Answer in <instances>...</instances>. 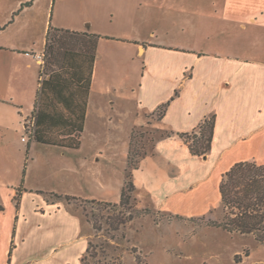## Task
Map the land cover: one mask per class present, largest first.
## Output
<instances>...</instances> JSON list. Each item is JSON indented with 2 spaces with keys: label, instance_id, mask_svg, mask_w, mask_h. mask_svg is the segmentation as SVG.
<instances>
[{
  "label": "crops",
  "instance_id": "1",
  "mask_svg": "<svg viewBox=\"0 0 264 264\" xmlns=\"http://www.w3.org/2000/svg\"><path fill=\"white\" fill-rule=\"evenodd\" d=\"M39 1L30 0L18 13ZM47 8L39 44L0 41V132H17L19 123L20 169L38 145H48L65 158L70 176L88 180L89 164L113 167L119 149L115 134L85 141L88 115L107 121L114 133L123 108L130 116L128 149L131 128L144 121L141 114L167 102L159 123L171 136L157 139L132 170L135 190L146 193L154 209L186 218L209 214L222 202L219 184L234 164L264 165V0H48ZM49 27L79 33L84 46L60 45L38 64L32 54L45 52ZM89 39L94 49L85 46ZM32 113L39 114V128L51 143L34 134L25 138L22 122ZM211 114L210 150L194 155L176 134L192 131ZM101 173L97 179L105 188L107 175ZM22 176L18 186H6L13 203L8 216L0 204V264H12L15 238L24 237L23 198L43 192L25 184L27 166ZM57 198L50 204L60 203ZM86 246L85 238L80 257Z\"/></svg>",
  "mask_w": 264,
  "mask_h": 264
},
{
  "label": "rangeland",
  "instance_id": "2",
  "mask_svg": "<svg viewBox=\"0 0 264 264\" xmlns=\"http://www.w3.org/2000/svg\"><path fill=\"white\" fill-rule=\"evenodd\" d=\"M27 1L30 0H0V28L7 25L0 32V41L40 43L48 0H40L36 7L19 14L20 4ZM13 12L18 15L13 17ZM13 19L15 23L10 25ZM242 34L245 38L246 32ZM120 112V130L114 133L107 130V121L91 114L86 118L85 141H91L93 136V141L102 142L113 134L119 141L113 167L105 161L89 164L88 180L70 176L65 158L60 157L55 147L38 145L32 152L34 158L27 161L25 184L43 192H27L23 198L20 232L24 237L22 241L15 238L12 264H80L85 238L86 242H91L90 255L86 257L89 264H264V203L258 197L257 201L251 199L246 208L241 200L231 204L221 202L209 214L186 218L154 209L148 195L136 191L131 193L129 207L121 209L124 216H130L129 221L116 231L107 230L105 220L116 211L113 212L111 206L88 200L119 201L120 188L126 180V137L130 123L128 113L125 114L123 108ZM158 113L155 110L141 114L144 121L131 128L128 148L131 140L133 160L150 153L154 141L164 133ZM116 115L113 120L117 124L119 118ZM14 127L17 132L13 128L0 132V185L4 186L0 189V204L6 209L7 216L13 203L6 186L21 184L26 168L20 169L24 158L18 131L21 127L19 129V123ZM25 130V138H31L34 125ZM103 170L107 175L105 188L97 179ZM237 190L242 196L241 185ZM261 190L263 194L264 189ZM59 195L62 198L56 197ZM67 195L73 198L66 199ZM252 195L255 197L254 192ZM55 198L61 202L50 204ZM39 208L46 212L38 211ZM87 217L96 220L101 229H95L92 222L86 221ZM232 218L236 220L232 221ZM241 221L248 222L250 229L244 228Z\"/></svg>",
  "mask_w": 264,
  "mask_h": 264
},
{
  "label": "trees",
  "instance_id": "3",
  "mask_svg": "<svg viewBox=\"0 0 264 264\" xmlns=\"http://www.w3.org/2000/svg\"><path fill=\"white\" fill-rule=\"evenodd\" d=\"M30 1L21 3L20 8L24 6L30 5ZM16 12H13L12 15L14 16ZM2 28H0L1 30ZM81 35L77 32H70L67 30H61V29H56L49 27L46 33V44H45V55L48 53V57L53 55V53H57V48L60 45L64 44H81L79 42ZM96 37L97 36H93ZM95 41L92 39H89L88 42L85 43L86 47H91V49H94V43ZM84 46V44H81ZM93 55V54H91ZM93 57V56H92ZM90 72V71H89ZM59 76V75H58ZM62 76V75H61ZM60 76V77H61ZM53 74H50V89L52 91L57 90L55 88V85L53 83ZM63 80H65L63 77H61ZM62 79H57L62 81ZM44 82L41 87V93L44 91L45 87ZM40 93V94H41ZM168 105L167 103H164L160 105L157 110L159 111L158 113V121H161L166 107ZM33 118V125H34V135L36 137V140L38 141H43V142H48L46 141L45 137L48 135L46 132L41 131L39 128V114L34 115L33 113L31 114ZM43 121V117H42ZM214 122H215V116L214 114H211L207 117H205L197 126L190 132H182V133H177V137L180 140H183L185 143H187L189 151L198 156H204L206 153L209 152L210 147H211V140H212V134H213V127H214ZM172 132L165 130L164 133H162L157 139L164 138V137H169L171 136ZM156 139V140H157ZM155 140V141H156ZM154 141V142H155ZM154 147V143H153ZM152 147V149H153ZM152 153V150L151 152ZM148 154V153H147ZM146 155V154H144ZM141 155L139 160H133V152H132V147H131V140L129 142V148H128V153H127V168H126V180L121 187L120 190V196H119V201L118 203H110V202H102V201H96L94 199L88 200L91 203H99L101 205H108L111 206V210L113 212L116 211V214L109 218V220H105V224L108 227V231H116L119 229L120 226L124 225L127 221H129V217L124 216V212H122L121 209L129 207V202L131 199V193H135V187L133 185V175H132V170L134 168H137L139 165L140 159L144 156ZM264 165L262 164H257L253 160H248V161H243V162H238L234 164L225 174L224 177L222 178L220 184H219V192L221 195V200L225 204L229 203H236L238 201H244V207L246 208L247 205H249V201L251 199H255L257 201L260 198V200L263 201L264 203V192L261 194V189H264ZM260 177H263L261 179ZM241 185L242 187V196H240V192L237 190V188ZM254 192L255 197L252 195ZM18 193V190H17ZM16 200L18 199V194L15 196ZM66 199L73 198L71 196H65ZM240 201V202H241ZM242 205V204H241ZM247 211V210H245ZM246 213V212H245ZM243 212H240V215H242ZM94 216L92 213L91 218ZM236 218H232V221H235ZM87 222L90 221L92 222V226L95 229H101L100 225L96 224V220H93L87 217ZM242 222V221H241ZM239 222V223H241ZM244 228L250 229L249 223L248 222H242ZM246 224V225H244ZM96 225V226H95ZM248 225V228H247ZM109 233V232H108ZM110 238H112V234H109ZM90 249H91V242H87V246L85 248L84 253L80 257V263L81 264H89L86 261V257L89 254L90 255ZM99 264V262H98ZM105 264V263H102Z\"/></svg>",
  "mask_w": 264,
  "mask_h": 264
},
{
  "label": "built area",
  "instance_id": "4",
  "mask_svg": "<svg viewBox=\"0 0 264 264\" xmlns=\"http://www.w3.org/2000/svg\"><path fill=\"white\" fill-rule=\"evenodd\" d=\"M32 56L35 58V60L37 61L38 64H42L44 61V57H45V53L44 52H40V53H33ZM24 126L25 129L27 128V126L29 127L30 125H33V118L32 116H27L26 118H24Z\"/></svg>",
  "mask_w": 264,
  "mask_h": 264
}]
</instances>
